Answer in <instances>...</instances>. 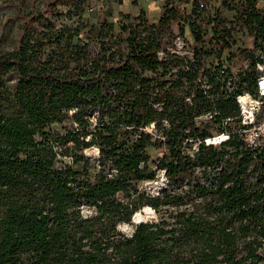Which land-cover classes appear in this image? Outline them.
Segmentation results:
<instances>
[{
  "label": "trees",
  "instance_id": "trees-1",
  "mask_svg": "<svg viewBox=\"0 0 264 264\" xmlns=\"http://www.w3.org/2000/svg\"><path fill=\"white\" fill-rule=\"evenodd\" d=\"M210 1L163 0L155 21L113 22L122 0L16 9V46L0 50V264H264V141L245 145L235 102L254 91L264 2L206 16ZM145 207L158 221L122 233Z\"/></svg>",
  "mask_w": 264,
  "mask_h": 264
},
{
  "label": "rangeland",
  "instance_id": "rangeland-1",
  "mask_svg": "<svg viewBox=\"0 0 264 264\" xmlns=\"http://www.w3.org/2000/svg\"><path fill=\"white\" fill-rule=\"evenodd\" d=\"M50 0H0V50L9 51L16 46L17 39L19 37V29L22 24V20L19 18L16 9L21 8L23 11H41L45 4ZM133 1H136L137 5L133 4ZM163 0H122L121 5H112L113 17L112 21L116 22L119 18V13L129 14L135 16L139 13V9H143L146 18L149 21H153L157 14L160 11ZM261 3L264 0L260 1ZM220 8V0H211L207 6L204 14L208 16L215 9ZM101 8L98 7L92 13H90V18L93 20L98 17ZM222 15L226 18L232 17V12L221 11ZM173 29L177 32L176 24H173ZM185 37L191 41V36L188 31L185 32ZM236 39V47L242 49H250L251 43L250 38H248L245 33L237 34L234 36ZM221 62L224 67L228 68L231 73H236L237 71H243L247 65L246 61L239 56H236L230 60H227L225 56L222 57ZM86 151L83 152L85 155ZM152 157H157L160 155L161 151H149ZM89 159L95 158L94 151H89L85 155ZM166 186V182L163 179L162 173H159L156 181L147 183L144 185L146 190L151 195H157L161 189ZM138 219L134 218L131 221V224H122L119 226V230L124 234H130L133 230V227L139 223L151 224L158 221L157 214L148 207H145L138 211ZM134 217V216H133Z\"/></svg>",
  "mask_w": 264,
  "mask_h": 264
},
{
  "label": "built area",
  "instance_id": "built-area-1",
  "mask_svg": "<svg viewBox=\"0 0 264 264\" xmlns=\"http://www.w3.org/2000/svg\"><path fill=\"white\" fill-rule=\"evenodd\" d=\"M200 7L207 9V6L200 5ZM255 55L254 91L252 94L242 93L235 97L238 108V123L243 128L241 131L242 139L245 145L249 147H256L259 145V141H264V56L259 53H255ZM208 117L210 116L205 115V118ZM226 138L225 134L220 133L204 140V142L206 145H218Z\"/></svg>",
  "mask_w": 264,
  "mask_h": 264
},
{
  "label": "crops",
  "instance_id": "crops-1",
  "mask_svg": "<svg viewBox=\"0 0 264 264\" xmlns=\"http://www.w3.org/2000/svg\"><path fill=\"white\" fill-rule=\"evenodd\" d=\"M159 15H160V11H159V13L157 14V17H156L153 21L157 20V18L159 17Z\"/></svg>",
  "mask_w": 264,
  "mask_h": 264
},
{
  "label": "water",
  "instance_id": "water-1",
  "mask_svg": "<svg viewBox=\"0 0 264 264\" xmlns=\"http://www.w3.org/2000/svg\"><path fill=\"white\" fill-rule=\"evenodd\" d=\"M97 154H98V151H97ZM85 155H86V153H85ZM134 216H135V215H134ZM133 218H134V217H133ZM133 218H132V219H133Z\"/></svg>",
  "mask_w": 264,
  "mask_h": 264
}]
</instances>
